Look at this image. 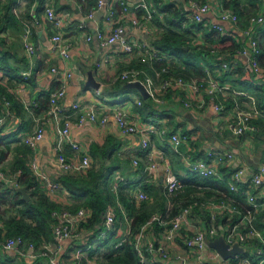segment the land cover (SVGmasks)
Wrapping results in <instances>:
<instances>
[{"label":"crops","instance_id":"1","mask_svg":"<svg viewBox=\"0 0 264 264\" xmlns=\"http://www.w3.org/2000/svg\"><path fill=\"white\" fill-rule=\"evenodd\" d=\"M10 1L15 3L14 9L20 10L18 12L22 18L32 21V14L35 13L42 19V24L34 27L32 40L36 45V54L32 58L31 63H29L22 42L23 24L19 16L15 14L14 9L13 13L17 17L18 23L16 24L11 20V22L7 23L6 29L0 34V37H5L7 40L6 45L11 53L9 58L10 63L20 73L28 70L29 67L32 68V74L27 79H18L5 74L3 71L0 72V75L3 76L1 82L8 88L14 98L12 101L7 98H3L2 102L0 100V109L4 110L6 109L4 105L5 99L10 101V113L5 116L3 123L5 131L3 135H8L12 141V149L5 161L8 170H10L13 161L21 159L22 161H27L30 168L31 161L36 159L44 171L53 179L60 182L61 177L64 175H79L66 173L59 167L54 149L56 130L52 122L47 123L44 135L39 141L36 150L31 149L24 140L27 133L34 132L37 129L39 125L37 118L45 116L49 107L48 95L50 96V92L61 85L63 73L66 71L71 72L72 76L69 80L67 95L63 99L66 112L62 116L61 121L63 122L67 117L72 120V136L75 141L82 145L84 151L89 154L91 168L95 165L96 167H100L102 163L106 165L110 163V158L100 152L104 149L103 146L105 144L113 142L118 147L117 168L113 170V174L117 175V183L122 181L125 184H129L126 191L132 197V192L135 190L139 189L145 192L143 186L148 182L165 191L164 185L162 187L160 181L163 178L161 169L157 171V178L150 181L145 180L144 171L150 154H153L158 163L162 164L168 161L177 177L181 181H187L195 176V173L190 169V162L195 159L206 158L208 150L216 147L222 150L233 149L235 151L237 159L244 168L245 183L249 184L247 191L258 197L262 203L259 209L264 210V188H257L251 183L252 175L258 167H254L252 164L258 163L259 165L264 161V134L260 139L252 132L237 137L227 128V121L234 113L237 104L242 108L249 109L254 105L258 106L259 94L264 98V89H262L264 88V73H254L249 66L247 56L240 52L243 48L250 47L251 38H256L261 48L260 63L264 68V22L252 26L250 21L251 17L264 14V0H238L241 14L237 23L221 21L219 13L222 9L226 8L223 0H210L211 9L205 15L202 28L194 30L192 33V37L198 35L197 44L206 45L210 48V54H207L202 59H199V57L198 61L202 65L213 69L214 75L221 81L229 82L235 90L245 92L243 95H236L230 92L223 99L225 106L224 110L220 113L212 107L211 99H208L209 104L201 110H194L185 106V99L194 100L196 96L190 88H169L164 93V102L158 103L151 97L145 98L138 89L127 87L128 82L117 85L118 81L121 80V74L129 69L139 70V76L142 79L146 76L153 77L147 66L149 64L152 65L156 61H142L144 54L156 52L167 60H173L172 57L169 58L155 48L154 41L161 36V28L152 23V19L147 26L137 27L133 25L131 20L133 16H137L142 20L144 19L143 16H139V12L142 10L136 9V4L140 0H105L107 4H104L102 7H98L95 0L96 6L88 9L87 6H83L82 0H5L4 2L8 3ZM122 1H125L127 9H124ZM46 6H53L58 13H67L68 15L66 23L61 28L64 41L70 46L67 58L61 56L59 52L53 49L51 36L55 32V29L44 18V8ZM40 8L43 9L40 10ZM226 9L237 13L231 8ZM92 10H95V14L92 18L88 19L87 15ZM109 10H114L115 12L112 21L107 20ZM4 12V9H0V19L4 18ZM187 17L190 20L194 19L192 14H188ZM83 20H86V27L81 26ZM120 23L125 26L129 38L136 43V47L131 53L126 52L118 41L105 44L97 39V37H93L91 40L87 39V36L93 35L97 29H110L112 26L114 27ZM214 23L222 24L225 28V32L222 33L232 36L237 43L241 44L236 58L232 60L234 63L233 74L231 73L227 76H223L226 70L221 65L214 63V60L216 57H219L229 63L227 60L228 53L222 54L215 47V44L208 42L206 38V33L213 28L212 25ZM192 44L193 41L190 39L189 45L191 47L194 46ZM174 58L177 60L176 57ZM176 62L182 64L181 61ZM54 66L58 68L59 73L52 71ZM240 70L243 72L242 80L238 79L240 77ZM89 71H93L95 79L101 83L98 89L87 84ZM248 72L250 74L246 77ZM138 101H141V103H138ZM75 102H80L82 108L95 104L99 119L108 115L107 122L102 124L98 120L96 123L86 121L81 125L78 124L80 112L72 109V105ZM115 106H122L127 111L128 121L137 125L139 129H147L153 124L156 126V131L150 134V146L148 149L142 148L139 134H127L122 131L114 118L113 108ZM260 124L263 123L260 122ZM161 129H166V133L163 134ZM176 131L188 135L187 143H183L179 151L173 148L170 140L171 134ZM97 146L102 149L94 152ZM26 148L29 149V154H25L24 149ZM64 152L67 156H72L76 151L66 145ZM135 160L138 161L137 164ZM36 181L38 182L37 179ZM117 186L119 187L118 184ZM37 187L42 191L39 182ZM111 189L113 190L112 184ZM118 189L117 191L113 190V192L117 195V205L122 208L123 217L119 218L117 216L115 228L117 232V225H119V236L124 238L130 231V220L126 210L123 208L122 200L118 195ZM42 192L53 203L61 205L62 209H70L78 202L70 192L69 194L61 192L54 197H51L44 191ZM202 194L200 193L201 196ZM205 200L209 204L211 198L207 197ZM108 205H115V203H109ZM168 206L171 207L172 203L169 202ZM192 221L194 223L202 222L197 217H192ZM162 228L160 225L151 227L146 235L147 238L152 237L160 242L163 241L161 236ZM223 228L224 226H222ZM87 232L92 233H87L86 237L87 242L92 245L90 250L91 257L99 256L105 264H109L104 256L105 246L103 248L100 247V241H98L99 234L95 235V231L92 229H87ZM47 241L53 242L54 235L52 234V238L47 239ZM84 242L86 241L84 240ZM71 243L72 240H67L62 244L61 254L65 257H70L71 255L73 250ZM168 247L172 256L177 253H185L186 250L184 239L181 237H178L177 242L169 244ZM248 251H251V247L248 248ZM150 260L158 264H166L168 262L158 255H151ZM4 261L9 263H4ZM170 262L176 263L174 258ZM3 263L49 264V261L42 256L31 260L15 252L7 253L0 249V264ZM190 263L199 264L194 259ZM215 264L221 263L215 262Z\"/></svg>","mask_w":264,"mask_h":264},{"label":"built area","instance_id":"2","mask_svg":"<svg viewBox=\"0 0 264 264\" xmlns=\"http://www.w3.org/2000/svg\"><path fill=\"white\" fill-rule=\"evenodd\" d=\"M117 1V0H116ZM120 1V0H119ZM107 4L105 0H98V7H102ZM124 9H127L125 1H122ZM190 8L193 10L192 16L195 20L204 23L205 15L211 9L209 2L200 3L197 0H190ZM136 9L145 11L144 19H140L137 16L131 18L133 25L137 27L147 26L153 16V7L148 0H140L136 4ZM15 14L19 16L23 24L22 42L25 47L26 53L32 59L36 54V45L32 40L34 27L42 24V19L35 13L32 14V21L22 18L17 8L14 9ZM95 10L88 13L87 18L90 19L94 16ZM114 10H109L107 14V20L112 21L114 19ZM45 20L48 21L55 29V32L51 36L53 49L60 53L61 56L67 58L69 56V44L65 43L61 28L66 23L68 15L67 13H58L53 6H46L44 8ZM221 21H230L237 23L239 17L236 13L229 9H222L219 13ZM251 25H258L264 22V14L260 16H254L250 19ZM86 20L81 22L82 27H86ZM213 28L225 32V28L222 24L214 23ZM93 37H97L103 43L120 42L124 50L128 53L134 51L136 43L132 41L126 31L125 26L120 23L116 26H112L110 29L97 31L93 35H88L87 39L91 40ZM243 55H246L249 60V66L256 74L264 73V68L261 66L258 54L260 53L259 41L256 38H251V44L249 48H243L240 51ZM162 57L158 53L144 54L142 61H158L162 60ZM221 67L224 70L229 69V63L223 61ZM206 76L198 78L187 79L182 76H171L163 79L160 83H157L151 76H146L144 79L140 78L139 70L129 69L124 71L120 78L126 81H141L146 87L149 97L154 101L161 103L164 102V93L169 88H181L192 89L195 93V99H185V106L194 109L201 110L209 104L211 99V105L217 112L224 110L223 99L229 95L230 92L238 95H243L245 92L242 90H235L231 83L223 82L214 75L213 69L205 66ZM52 71L59 73L56 66L52 68ZM163 71L169 72V69L165 67ZM25 79L29 78L32 74V68L21 72ZM160 75V71H157V76ZM72 76L71 72H64L61 85L55 90L50 92L49 107L45 116L37 118L38 127L34 132L27 133L24 137L25 143L33 150L38 148L39 141L42 139L45 127L48 122H52L56 130V141L54 149L56 152V158L59 167L69 174L86 175L91 168V158L89 154L84 151L82 145L75 141L72 136L73 122L70 118H66L63 122L61 118L65 115V107L63 99L67 95V88L69 80ZM99 91V90H98ZM100 92V91H99ZM141 103V101H138ZM4 105L6 109H0V135L5 133L3 123L6 115H9L10 101L5 99ZM97 106L95 104L82 108L80 102H75L72 105V109L80 112L78 124H83L86 121L96 123L100 120V123L105 124L108 120V115H105L99 119L97 115ZM114 118L119 124L124 133L127 134H139L140 142L143 149H148L150 146V134L156 131V126L153 124L147 129H139L137 125L128 121L127 111L122 106H115L113 108ZM260 122L264 123V111L257 105L252 108L245 109L238 104L234 110V113L227 121V128L230 132L237 137L243 136L248 132L258 133L260 131ZM161 132L166 133V129H161ZM170 140L173 148L179 151L180 146L183 143H187L188 135L176 131L171 134ZM72 147L76 152L72 156H67L64 152L65 146ZM137 164L138 161L135 160ZM235 163L239 165L238 169L233 175V182L231 188L238 190L240 183L246 182L244 179V168L241 166L237 155L233 149H219L216 147L210 148L207 152L206 158L195 159L190 162V169L202 177L218 176L219 170L222 166ZM30 169L36 179L39 182V186L42 191L49 194L51 197L59 193L69 194V191L63 186V184L53 179L44 169L39 165L36 159L30 163ZM161 169L163 172L164 188L169 196H175L179 192L183 191L185 184L181 181L177 175L173 172L171 165L168 161L164 163H158L153 154L149 155L148 163L145 167V180L150 181L157 178V171ZM18 173H21L19 170ZM0 182L16 183L15 177L7 175L5 172L0 171ZM251 183L257 188H264V161L258 165L257 170L253 173ZM17 186H19L16 183ZM117 184H113V189L117 191ZM136 201H142L148 198L147 194L142 190H135L132 192ZM248 201L257 211L261 206V202L258 197L247 191ZM210 212L212 223L210 226L204 223H194L191 217V209L186 207L182 209L175 218L166 219L161 215H153L147 222L143 224L140 231L136 235L135 249L138 255L137 264H158L150 260L151 255H158L168 262L166 264H191L192 259L197 260L199 264H215L220 262L221 264H261L263 260L258 263L253 262L249 256H237L236 261L231 259H223L219 252L209 246L208 239H215L220 235L225 237V240L232 246L234 243L247 248L246 243L249 240H258L262 243L260 247H251L252 254H257L264 257V233L254 225V213L248 209L246 214L240 219V223L231 227H224L223 230H219L214 224L217 217L225 211H236V207L227 200L220 202L210 201ZM55 219L52 229L54 235V241H42L39 245L34 241H27L21 235L14 237H6L0 241V249L7 253L15 252L16 254L29 258L31 260L40 256L47 258L49 264H105L99 257H91L90 250L92 245L87 242V230L79 228V223L85 221L90 215V210L86 208H80L73 212L69 209L55 210L52 213ZM117 223V213L115 206L108 205L105 210L102 228L99 236L107 238L108 235L115 229ZM155 224L162 226L161 236L163 241H158L155 238H147V233ZM241 224L248 225L246 230H240ZM0 228L5 230V224L0 219ZM222 228V227H221ZM183 230H185L183 232ZM92 234V233H88ZM129 233L118 243L117 247L121 245ZM178 237L184 239V246L186 248L185 253H177L174 256L170 254L168 245L177 242ZM72 240L73 250L70 257H65L61 254L62 244ZM84 240L86 242H84ZM77 241V242H76ZM175 259L176 263L170 262L171 259ZM224 261V262H223ZM231 261V262H228ZM223 262V263H222ZM126 264V263H125Z\"/></svg>","mask_w":264,"mask_h":264},{"label":"trees","instance_id":"3","mask_svg":"<svg viewBox=\"0 0 264 264\" xmlns=\"http://www.w3.org/2000/svg\"><path fill=\"white\" fill-rule=\"evenodd\" d=\"M5 0H0V9L5 10L4 18L0 19V34L6 29L7 23L13 20L18 23L17 17L13 13L14 2L5 3ZM95 0H82L83 6L88 8L95 7ZM153 7L152 23L161 28V36L154 41L155 48L173 60L167 62L165 57L162 60L149 64L147 68L153 75L155 81L160 83L163 79L171 76H182L187 79L198 78L201 79L206 76L205 66L198 61L210 54L209 47L200 45L192 48L189 45V40L192 37L194 30H200L203 26L202 22L195 19L190 20L187 16L192 14L193 10L190 8V0H149ZM200 3L209 2L210 0H197ZM98 4V0H96ZM226 8H231L238 15L241 14L240 3L238 0H223ZM43 8H40V10ZM39 11V10H38ZM239 12V14H238ZM145 11L139 12V16L144 18ZM20 22V21H19ZM207 41L215 44L222 54L228 53L227 60L229 61V69L223 74L227 76L231 74L234 68L232 60L236 58L241 44L237 43L232 36L223 34L220 30L215 28L210 29L206 33ZM7 40L5 37H0V72L9 74L11 77L24 78L22 73L15 68L9 61L11 53L7 48ZM259 49L261 51L260 45ZM176 57L177 60L174 58ZM260 59V53L258 54ZM187 58V60H185ZM181 61L182 64L176 62ZM223 59L216 57L214 63L221 65ZM167 67L169 72L163 71ZM236 70V69H235ZM157 71L160 75L157 76ZM238 72V71H237ZM240 72L239 80L243 77L242 70ZM233 74V73H232ZM250 74L248 72L247 75ZM0 75V100L7 98L10 101L14 100L13 95L8 88L1 82ZM124 82H129L121 79L117 85H122ZM264 89V88H262ZM261 90V89H260ZM49 100V95H48ZM258 106L264 111V98L259 94ZM1 107V106H0ZM263 123V122H261ZM261 128L258 133H254L258 139L264 134V123L260 124ZM12 141L8 135H0V171L7 175L15 177L18 185H24L31 192V199L25 200L22 193L17 190L16 183L0 182V219L4 222L6 228L3 234L0 228V241L6 237H14L21 235L27 241H34L39 245L42 241L51 239L53 230L52 225L55 221L53 218V211L62 209L61 205L53 203L37 186L36 181L27 161L16 160L12 162L10 170L7 169L5 161L8 158L9 152L12 149ZM104 149L95 147L94 152L100 151L101 154H106L110 158L108 165L102 163L100 167L92 166L86 175L70 176L64 175L61 177V182L71 193L73 198L78 200L69 210L77 211L84 207L91 210V215L79 223L81 229H92L95 235L100 233L102 222L106 207L109 203L115 202V194L111 189L110 177L113 170L117 168V150L118 147L113 142L105 144ZM25 154H29V149H24ZM239 165L235 163L222 166L219 170L218 176L202 177L195 173V176L187 181H183L185 187L183 191L175 196H169L160 187L151 185L150 182L144 184V190L148 198L142 201H136L126 191L129 184L122 181L118 182V195L122 200L123 208L127 212L130 220V234L125 238L121 245L115 246L116 243L123 238L119 236V225L108 235L105 242L109 243L110 250L107 251L105 259L109 264H137L138 255L135 249V239L137 233L145 222H147L153 215H161L170 220L177 216V214L184 208L191 209V217L199 219L200 223L210 226L212 223L210 206L206 202V198H211V201L220 202L222 200L229 201L236 207L235 212L225 211L220 214L215 225L219 230H223L222 226H233L240 223V219L246 214L247 210L251 209L254 213V225L264 233V210H255L248 201V183H240L238 190L231 188L233 175L238 169ZM21 173H18V171ZM200 193H203L202 196ZM172 206L169 207L168 203ZM4 207V208H3ZM122 210V208L117 205ZM158 225V224H155ZM154 225V226H155ZM248 225L241 224L239 229L246 230ZM185 230H183L184 232ZM185 233V232H184ZM117 239V240H116ZM114 241V242H113ZM262 243L258 240H249L246 243L248 248L256 246L260 247ZM241 256H249L253 262L258 263L261 260L264 264L263 255L252 254L246 252ZM235 259H233L234 261ZM236 261V260H235Z\"/></svg>","mask_w":264,"mask_h":264},{"label":"water","instance_id":"4","mask_svg":"<svg viewBox=\"0 0 264 264\" xmlns=\"http://www.w3.org/2000/svg\"><path fill=\"white\" fill-rule=\"evenodd\" d=\"M0 49H1V46H0ZM87 84L97 89L101 86V83L95 79L93 71H89L88 73ZM127 87L136 88L141 92V94L145 98L149 97V93L146 87L139 80L128 82ZM252 165L254 167H257L258 163H253ZM160 181H161V186L163 187L164 185L163 178H161ZM17 190L22 193V196L25 200L31 199V193L27 190L26 186H18ZM208 244L212 248L216 249L219 252V254L222 256V258L225 260L236 258L237 256L242 255L247 252V248L240 245L239 243H234L232 246H230V244L225 240V237L223 235H220L219 237H216L213 240L208 239Z\"/></svg>","mask_w":264,"mask_h":264},{"label":"rangeland","instance_id":"5","mask_svg":"<svg viewBox=\"0 0 264 264\" xmlns=\"http://www.w3.org/2000/svg\"><path fill=\"white\" fill-rule=\"evenodd\" d=\"M198 35H194V37H191V39H192V41H193V44L192 45H194V46H192V48H194V47H199L200 46V44H197L196 43V41H197V37ZM195 43V44H194ZM27 57H28V59H29V63H31L32 61V59H30V57L28 56V54H27ZM34 57V56H33ZM32 57V58H33ZM171 60L170 59H168L167 60V62H170ZM31 67H29L28 69H30ZM110 183L112 184V187H113V184H118L117 183V175H114V174H112L111 175V177H110ZM114 190V189H113ZM115 194V205H113V206H115V210H116V213H117V216H119V218L120 217H123V212H122V210H120L118 207H117V201H116V199H117V195H116V193H114ZM4 208V207H3ZM98 241H100V247L101 248H103V246H105V250H104V253H105V255H106V253H107V251H109L110 250V245H109V243H112V240L110 241V242H105V240H106V238H103V237H101V236H98ZM103 253V254H104ZM104 255V256H105ZM241 256V255H240ZM235 260L236 259H238V258H234ZM4 263H9V262H5L4 261ZM3 263V264H4Z\"/></svg>","mask_w":264,"mask_h":264}]
</instances>
